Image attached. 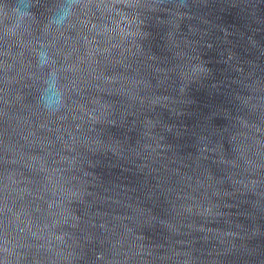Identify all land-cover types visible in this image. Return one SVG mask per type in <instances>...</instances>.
I'll use <instances>...</instances> for the list:
<instances>
[{"label":"water","instance_id":"95a60500","mask_svg":"<svg viewBox=\"0 0 264 264\" xmlns=\"http://www.w3.org/2000/svg\"><path fill=\"white\" fill-rule=\"evenodd\" d=\"M0 264H264V0H0Z\"/></svg>","mask_w":264,"mask_h":264}]
</instances>
